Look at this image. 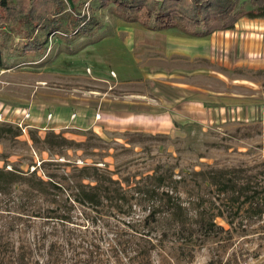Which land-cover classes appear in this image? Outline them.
Wrapping results in <instances>:
<instances>
[{
  "label": "rangeland",
  "instance_id": "1",
  "mask_svg": "<svg viewBox=\"0 0 264 264\" xmlns=\"http://www.w3.org/2000/svg\"><path fill=\"white\" fill-rule=\"evenodd\" d=\"M77 11L91 17L87 30L75 36L37 32L40 53L23 54L15 34L0 41L2 171L28 177L34 170L61 185L73 180L72 167L84 164L132 181L163 172L181 203L204 208L207 217L216 211L210 202L218 200L208 176L196 173L235 168L244 171L240 182L245 175L251 186L264 187V72L189 63L174 56L171 45L165 54L157 52L152 33L158 31L94 0ZM177 32L169 29L167 35ZM156 74L161 78H150ZM231 74L245 81H232ZM180 82L198 90L174 87ZM60 139L65 145L56 146ZM26 188L17 183L0 193V264H10V252L24 243L42 261L54 243L62 247L64 264H104L107 258L128 264L127 254L113 263L109 257L116 245L111 231L121 232L124 218L107 212L100 220L90 208L74 205L69 223L55 224L54 233L45 218L52 206ZM187 224L191 243L182 233L176 244L156 247L145 264H264V215L246 229L235 219L228 233L216 230L207 237L195 232L194 220ZM51 251L56 255L58 249Z\"/></svg>",
  "mask_w": 264,
  "mask_h": 264
},
{
  "label": "trees",
  "instance_id": "2",
  "mask_svg": "<svg viewBox=\"0 0 264 264\" xmlns=\"http://www.w3.org/2000/svg\"><path fill=\"white\" fill-rule=\"evenodd\" d=\"M85 1L92 0H0V41L9 34H15L20 40L17 42H21L23 54L40 53L43 42L36 36L37 32L48 35L61 30L68 36H75L87 30L93 23L91 17H80L77 11ZM94 1L99 7L111 6L124 20L136 22L147 30L175 29L196 38L231 29L243 17L264 18V0ZM1 49L0 43V68L3 65ZM5 131L0 129V133ZM61 145H65L64 140L56 141V146ZM72 169L75 176L66 185L48 176H45L47 180L42 179L34 170L26 177L0 169V193L9 190L13 184L24 183L31 197L43 196L52 206L46 210L51 215L45 218L53 223L54 233L57 232L55 224L69 223V211L74 205L90 208L100 220L107 212L124 218L119 219V224L123 226L121 232L120 229H110L116 239V245L109 249L112 263L118 256L127 254L128 264H145L156 247H162L169 241L176 244L182 233L191 243L193 236L188 227L193 223H187L192 220L197 227L195 232L207 237L216 230L228 233L233 229L235 219L240 227L246 229V225L264 215V187L251 186L250 177L245 175L243 179L246 178V181L240 182V173L244 171L235 168L196 173L203 179L208 176L206 184L212 187L211 192L218 200L216 205L210 202L216 211L209 217L204 208L198 211L189 209V204L183 205L175 188L167 187L169 177L163 172L143 175L132 181L130 177L114 178V173L101 171L95 164L74 166ZM214 218L223 220L228 229L223 230ZM122 236L125 238L120 241ZM54 248L58 249L56 255L51 251ZM62 254V247L51 243L42 261L34 257L33 251L24 243L17 252H10L9 260L10 264H64ZM71 264L79 263L74 260ZM104 264H111L109 258Z\"/></svg>",
  "mask_w": 264,
  "mask_h": 264
},
{
  "label": "crops",
  "instance_id": "3",
  "mask_svg": "<svg viewBox=\"0 0 264 264\" xmlns=\"http://www.w3.org/2000/svg\"><path fill=\"white\" fill-rule=\"evenodd\" d=\"M168 31L152 33L159 40L157 52L165 54L168 51L167 46L171 45L173 47L172 54L183 58V60L186 59L185 61L189 63L204 61L208 62L210 66L214 63L227 72L229 70L264 72V18L248 19L243 17L231 29L216 31L199 38L186 36L180 32L176 33L177 36L170 37L167 35ZM197 72H193V77ZM207 73L212 77V69H209ZM231 76H234L232 81L237 83L245 81L244 78H238L235 74H231ZM165 77L163 75L162 78ZM150 78L158 80L161 77L156 74L155 78ZM188 85L180 82L174 87L198 90L195 84L192 87Z\"/></svg>",
  "mask_w": 264,
  "mask_h": 264
}]
</instances>
